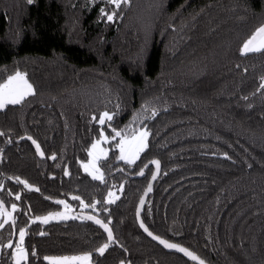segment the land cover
Wrapping results in <instances>:
<instances>
[{
  "label": "trees",
  "instance_id": "1",
  "mask_svg": "<svg viewBox=\"0 0 264 264\" xmlns=\"http://www.w3.org/2000/svg\"><path fill=\"white\" fill-rule=\"evenodd\" d=\"M101 7L109 6L0 0V84L20 72L34 90L0 110V201L11 213L2 217L0 264H15L3 245L18 243L20 228L27 264L86 254L88 264H193L137 226L152 168L130 176L152 159L161 173L141 216L152 233L208 264H264V54H241L264 24V0H131L115 23L101 19ZM105 111L106 135L108 123L149 135L135 163L110 149L100 180L83 165ZM59 200L108 223L113 241L79 216L36 219L60 212Z\"/></svg>",
  "mask_w": 264,
  "mask_h": 264
},
{
  "label": "snow or ice",
  "instance_id": "2",
  "mask_svg": "<svg viewBox=\"0 0 264 264\" xmlns=\"http://www.w3.org/2000/svg\"><path fill=\"white\" fill-rule=\"evenodd\" d=\"M29 4L33 3V0H27ZM96 2L105 4L108 7V10H106L105 7L100 8V17L101 19H105L108 23H115L117 19L121 17V13L123 9L130 5L131 0H96ZM249 53H261L264 54V26H261L258 28L255 32V34L248 39L241 48V54H249ZM261 88H264V84L260 86ZM34 95L33 86L27 81L25 78V75L16 72L14 75H10L7 80L0 84V109L4 108L6 105H17L20 104L25 100L27 96ZM155 115V112L153 113ZM93 120H96V117L94 116L92 118ZM113 119V115L109 112L105 111L103 112L98 119V124L101 126L99 128V139H97L95 142L91 144V150H89L88 155L93 157L94 160H98L100 158H106L108 155L107 150L100 147L102 143H108L110 140H116V138H119V142L115 145L116 148L119 149L120 155L118 159L124 160L125 162L132 164L135 163V161L139 158L140 153L143 152L147 148V137L149 135V132L147 129H141L138 131H134L131 138H128V135L123 130H116L115 128H111L110 123L107 124V126L111 129V136L105 134V128L106 122H111ZM135 122V119H134ZM0 135H4V133L0 132ZM28 139H32L31 137H28ZM33 144L36 146L37 152L43 156V152L40 151V145L36 143L35 140L32 141ZM97 150L101 154L100 156L96 155ZM51 159L55 160L56 157L52 156ZM157 166V169L159 168V162L153 161ZM95 171H99L95 167V164L93 163L91 165ZM85 171H88L89 165L85 164ZM147 167V165L145 166ZM67 175V173H65ZM139 175H144L143 169L140 171ZM93 179H103L102 174L97 176L93 174ZM153 179H155V176H153ZM17 183H22L25 185V187H30L27 182L20 180L19 177L16 178ZM2 188V186H0ZM36 191H39V189H36ZM148 191H151V187H149ZM11 195V193H9ZM113 193H109V203L114 202L111 197L113 196ZM16 199L19 200L20 196L17 195ZM72 199L79 200L80 198L78 196H73ZM57 204H63L65 209H69V205L65 203V201L59 200L56 201ZM81 205L85 208L92 207L95 208V204L87 205L84 204L83 201H80ZM141 204H143V201H141ZM12 210L16 211V204L11 205ZM4 216H11V213L6 212L4 210L3 202L0 201V217ZM59 217L61 219L67 218V216L64 213H55V214H49V216L46 217H37V220L42 221L43 223H48V221L52 218ZM75 218V217H73ZM87 219L94 220L97 225H99L101 228L104 229L105 232H107V238L108 241H113V234L111 229L108 227V223H104L100 219H96L93 216H88ZM15 219L13 218L11 220V226H15ZM110 223V221H109ZM5 224H9V220L3 219L0 220V229L4 228ZM141 227L144 228L146 232H148V229L144 227L143 223H141ZM19 235V242L13 245L12 241L9 240V242L3 247L13 249V252L11 253L15 264H22V262H25L27 264L29 252L26 250L24 246L25 236H26V230L24 228H20L18 230ZM40 235H45V233L41 232ZM149 236H152L154 240H158L161 245H163L165 248L168 249H175L178 252L183 253L185 256L191 258L193 261H198V264H204V261L202 259H199L196 255L193 254V252L189 251L188 249L179 246L176 243H170L164 239H161L158 236L153 235L151 232H148ZM109 248V243H105L102 247L97 249V252L100 255H103L105 251ZM31 256L33 258H36L37 253L35 250L31 252ZM44 260L49 261L50 264H72L73 261H81V262H88L90 261V254H86L83 256H73V257H44Z\"/></svg>",
  "mask_w": 264,
  "mask_h": 264
},
{
  "label": "water",
  "instance_id": "3",
  "mask_svg": "<svg viewBox=\"0 0 264 264\" xmlns=\"http://www.w3.org/2000/svg\"><path fill=\"white\" fill-rule=\"evenodd\" d=\"M262 26H264V24H263ZM254 34H255V33H254ZM254 34H253V35H254ZM22 140L29 141V142L32 144V146L36 149L35 144L32 143L33 140L28 139V137L22 138ZM153 161H158V162H159V168H158V169H157V166H156L154 163H152ZM146 165H147V167H145ZM149 168H152V173H151V175H150V177H149L148 183H147V185H146V187H145V189H144L142 195L140 196V198H139V200H138V202H137L136 208H135V220H136V223H137V226H138L139 230H140V231H141V232H142V233H143V234H144L149 240H151L152 242H154L155 244H157L158 246H160L162 249H164V250H166V251H168V252H170V253L178 254V255H180L181 257L185 258L186 260L192 262L193 264H198V261H193L191 258L185 256V255H184L183 253H181V252L176 251L175 249H168V248H165L163 245H161V244L159 243L158 240H154V239L152 238V236H149V235H148V232H151V231L147 228V226H146L145 223L143 222L141 216H142L143 208H144V206H145V204H146V202H147V199H148V197H149V195H150V193H151V191H152V189H153V186H154L156 180L158 179V177H159V175H160V173H161V163H160V161L157 160V159H152V160L148 161V162H147V163H146V164H145V165H144V166H143V167H142V168H141L136 174L130 176L131 179H142V178L145 177V175H146V171H147ZM142 169H143L144 175H139V173H140V171H141ZM153 176H155V179H153ZM149 187H151V191H148ZM141 201H143V204H141ZM78 215H79V217H81L82 219H84V220H86V221H89V222H91V223L97 225V224L95 223L94 220H89V219H87L88 216H92V215H89V214H86V213H79ZM93 217H94V216H93ZM94 218H96V217H94ZM96 219H97V218H96ZM141 223H143L144 227L148 229V232H146V231L144 230V228L141 227ZM97 226H98V227L104 232V234L107 236V232H105L104 229L101 228L99 225H97ZM151 233H152V232H151ZM152 234L155 235V236H158V235H156V234H154V233H152ZM158 237H160V236H158ZM160 238H161V239H164V240H166V241H168V242H170V243H176V242H172V241H170V240H167V239H165V238H163V237H160ZM176 244H178V243H176ZM178 245L181 246V247L186 248L185 246H183V245H181V244H178ZM186 249H188V248H186ZM188 250H189V249H188ZM189 251H191V250H189ZM191 252H192V251H191ZM193 254L196 255L199 259H201L196 253L193 252ZM202 260H203V259H202ZM203 261H204V260H203ZM204 264H208V263H206V262L204 261Z\"/></svg>",
  "mask_w": 264,
  "mask_h": 264
},
{
  "label": "rangeland",
  "instance_id": "4",
  "mask_svg": "<svg viewBox=\"0 0 264 264\" xmlns=\"http://www.w3.org/2000/svg\"><path fill=\"white\" fill-rule=\"evenodd\" d=\"M14 74H15V73H14ZM14 74H12V75H14ZM2 109H3V108H2ZM0 110H1V109H0ZM141 129H143V128L137 129L136 131L141 130ZM105 134H106V133H105ZM132 134H133V133L128 134V138H131ZM98 139H99V138H98ZM147 140H148V137H147ZM115 141L118 143V142H119V138L117 137L116 140H110V142H108V143H102V144L100 145V147L103 148V149H105V150H107V152H108V154H109L110 149H112V148L117 144V143H115ZM112 142H113V144H111ZM146 142H147V141H146ZM114 143H115V144H114ZM115 148H116V147H115ZM116 149H117V157H119V155H120L119 149H118V148H116ZM90 150H91V148H90ZM96 155H97V156H100V155H101V154L99 153L98 150H97V152H96ZM107 156H108V155H107ZM103 159H105V158H100V159H98V160H94L93 157L89 156L88 161L85 163V164H88V165H89V169H88V171H85V167H84L85 164H84V165H83V170H84V172L87 173L91 178H93V174H95V175H97V176L101 175L102 173H101V171H100V169H99V162H100L101 160H103ZM121 161L125 162L124 160H121ZM93 163L95 164V167H96L97 169H99V171H95V170L93 169V167L91 166ZM126 163H127V162H126ZM57 213H58V212H57ZM59 213H64V214L67 216V218H65V219H61V218H59V217H55V218H52V219H50V220H53V221H63V220L73 219V217H78V216H79L78 214L74 213L70 207H69V209H65V207H63L62 210H61ZM54 214H55V213H54ZM0 220H2V217H0ZM82 256H83V255H82ZM74 262H77V263H80V264H88V263H89V262H81V261H73L72 263H74Z\"/></svg>",
  "mask_w": 264,
  "mask_h": 264
}]
</instances>
